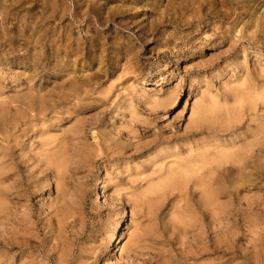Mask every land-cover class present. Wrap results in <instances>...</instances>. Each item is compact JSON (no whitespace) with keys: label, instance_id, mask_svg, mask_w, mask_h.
<instances>
[{"label":"rangeland","instance_id":"374dc122","mask_svg":"<svg viewBox=\"0 0 264 264\" xmlns=\"http://www.w3.org/2000/svg\"><path fill=\"white\" fill-rule=\"evenodd\" d=\"M19 4L0 22V264H264V0ZM259 149L213 206L179 177Z\"/></svg>","mask_w":264,"mask_h":264},{"label":"bare ground","instance_id":"6f19581e","mask_svg":"<svg viewBox=\"0 0 264 264\" xmlns=\"http://www.w3.org/2000/svg\"><path fill=\"white\" fill-rule=\"evenodd\" d=\"M23 0H15V1H11V0H0V10H1V19L0 22L4 25H6L11 19L16 18L17 16V12H13V10H15L16 8H18V4L20 2H22ZM59 2V1H58ZM60 4V3H59ZM20 5V4H19ZM83 6V5H82ZM81 6V7H82ZM53 10L55 12V14L57 13V18L61 21L64 18V14H65V10L64 8H61L57 5L55 6V4L53 3ZM21 9V8H20ZM67 9V8H66ZM88 9V8H87ZM19 10V9H18ZM98 10V9H97ZM91 11V10H90ZM89 11V12H90ZM101 11V10H99ZM98 11V12H99ZM79 12V11H78ZM77 12V13H78ZM84 12V11H82ZM88 12V11H86ZM97 12V11H96ZM80 15L81 11L79 12ZM103 14V12H100V14ZM109 13V12H108ZM107 13V14H108ZM112 13V12H111ZM51 14V13H50ZM76 14V13H75ZM85 15V14H83ZM82 15V16H83ZM112 15V14H111ZM115 15V14H114ZM49 16V15H48ZM98 16V15H97ZM102 16V15H99ZM109 17V16H108ZM112 17V16H111ZM24 18V17H23ZM74 18L76 20H78L77 15H74ZM83 18V17H82ZM81 18V20H82ZM20 19V17H19ZM30 19V18H29ZM65 19V18H64ZM58 20V21H59ZM24 21V20H23ZM10 25V22H9ZM25 26V24H24ZM66 26V25H65ZM33 28V27H31ZM4 29V28H1ZM73 30V29H72ZM33 31V30H32ZM45 32L47 30H44ZM25 32V28L22 27V29L20 30V33H24ZM41 33V32H40ZM30 34V33H28ZM42 35V33H41ZM58 35V33L56 34V36ZM247 35V34H246ZM37 36V35H36ZM43 37L45 36L44 34L42 35ZM95 36V35H94ZM22 37V36H21ZM41 37V36H40ZM1 38V37H0ZM30 38V37H28ZM95 38V37H94ZM32 39V38H31ZM40 39V38H39ZM38 38L35 40H39ZM247 39V38H246ZM250 39V38H249ZM29 40V39H28ZM34 40V39H33ZM32 40V41H33ZM33 41V42H35ZM70 41V40H69ZM90 41V40H89ZM4 44V42H3ZM67 44V43H66ZM8 45V44H6ZM77 45V44H76ZM90 46V45H89ZM1 47V46H0ZM28 47V46H27ZM64 47V46H63ZM76 47V46H75ZM65 48V47H64ZM77 48V47H76ZM92 48V47H91ZM3 51V50H2ZM58 51V50H57ZM7 52V51H6ZM2 53V52H1ZM76 56V54L74 55ZM65 58V57H64ZM239 66H241V63H239ZM76 79V78H75ZM79 79V78H78ZM92 80V79H91ZM17 81V80H16ZM75 81V80H74ZM90 81V80H88ZM79 84V83H78ZM84 85L86 83H83ZM77 85V84H76ZM80 85V84H79ZM83 85V86H84ZM78 86V85H77ZM30 89V88H29ZM31 91V89L29 90ZM33 91V90H32ZM24 93V92H23ZM33 93V92H32ZM31 93V94H32ZM21 94V92H20ZM33 95V94H32ZM24 96V95H23ZM255 95H253L254 97ZM260 96L258 95V98ZM255 98V97H254ZM257 98V99H258ZM29 98L27 97H23L22 100H26ZM31 99V97H30ZM252 99V98H251ZM256 99V98H255ZM260 99V98H259ZM28 100L26 102H28ZM242 103V101H241ZM241 103H237V104H241ZM251 104V103H250ZM29 105V104H28ZM25 107H23L24 109ZM211 111V110H209ZM213 111V110H212ZM212 111L210 114H212ZM209 113V112H208ZM203 114V113H202ZM209 115V114H208ZM207 116V115H206ZM204 116V117H206ZM201 117V116H200ZM238 120H240V118H238ZM236 121V120H235ZM241 121V120H240ZM207 121L205 119H196L194 120V127H196V129H200L202 130L204 127H206ZM4 128V126H3ZM46 139V138H45ZM50 139L51 137L48 138L47 136V140ZM45 141V140H44ZM48 144V143H47ZM50 145V142L49 144ZM46 145V143L44 142V147L48 146ZM254 146H256L254 144ZM247 148V147H246ZM232 151V150H231ZM216 154V153H214ZM232 155H234L235 153H231ZM219 155V154H218ZM260 155H261V149L256 151V156L254 154H247L245 156H241L238 159L234 160L232 156H230L228 154V152H223L220 156H212L211 154H207V155H202L201 157L198 156V158H195L192 160L191 163H188L186 165L181 166L178 171H179V177L182 180H188L189 178H193L194 176L197 177V183L200 185L201 187V196L204 200V202L209 206L212 205L214 203H216L217 200H219V195L223 192V189L221 188L222 185H225L227 183H230V186L235 188V189H239L240 186H243L249 182L252 181V173L250 171V167L256 165L257 161H252L254 160L255 157H258L260 160ZM212 156V157H211ZM209 157L213 158L211 159V161L209 162L208 159H210ZM258 160V161H259ZM200 162L205 163L203 165L200 164ZM218 163L219 165L216 166V169H213V171L211 170L210 174H203V172H201L202 170L204 171V168H207V166L212 165L213 163ZM229 164L230 167H227V175L226 177L222 176L219 174V177H215V171L219 172V169L223 166V165H227ZM172 166V165H171ZM257 170L259 171L260 169L257 168ZM176 171V170H175ZM194 175V176H192ZM106 181V180H105ZM105 181L104 178H100L99 180H97V182L95 183V190H97V193L100 197H102L103 199L106 200V193H105ZM166 184L170 183L169 179H166ZM157 185V184H156ZM159 185V184H158ZM157 185V186H158ZM217 186L216 189H213L212 186ZM156 186V188H157ZM198 186V185H197ZM159 187V186H158ZM161 187V186H160ZM159 187V189H160ZM150 188V187H149ZM153 188V187H152ZM154 188H155V184H154ZM163 188V187H162ZM242 188V187H241ZM51 190V182H48L47 188L45 189L46 192H49ZM154 190V189H153ZM152 189H149V191L146 190V193L148 194V192L153 193ZM157 190V189H156ZM240 190V189H239ZM155 191V190H154ZM237 192V191H236ZM3 198V197H2ZM220 201V200H219ZM218 202V201H217ZM239 203V202H238ZM0 207L3 206L5 203L3 201V205L2 202L0 201ZM205 204V205H206ZM213 206V205H212ZM211 207V206H210ZM220 207V206H219ZM1 209V208H0ZM124 214H123V218L121 219V221L114 227L113 231L111 232L109 239L107 241V243L105 244L104 249L101 252V260L103 262H105L107 260V257L109 254L113 253L116 249V245L118 244V242L120 241L121 238V228L122 226L125 227L124 225V221H126L127 219H129V213L127 212V210H124ZM213 212V211H212ZM217 212V211H216ZM214 214V213H213ZM215 215V214H214ZM213 216V215H212ZM217 217V216H216ZM187 220V219H186ZM190 221V220H189ZM185 226V225H184ZM193 227V226H192ZM183 237V236H182ZM204 237V236H203ZM248 237V236H247ZM200 248V247H199ZM23 260V259H22ZM60 260V259H59ZM59 262V261H58ZM62 264V263H61Z\"/></svg>","mask_w":264,"mask_h":264}]
</instances>
